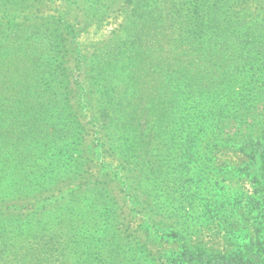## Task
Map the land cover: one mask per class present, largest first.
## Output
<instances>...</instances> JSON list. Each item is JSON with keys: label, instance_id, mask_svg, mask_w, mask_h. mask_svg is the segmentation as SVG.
<instances>
[{"label": "trees", "instance_id": "obj_1", "mask_svg": "<svg viewBox=\"0 0 264 264\" xmlns=\"http://www.w3.org/2000/svg\"><path fill=\"white\" fill-rule=\"evenodd\" d=\"M58 1L0 0V264H70V255L98 247L120 256L113 229L135 217L144 220L140 236L147 232L154 239L165 229L171 238L181 233L159 206L157 193L170 175L189 173L186 162L200 138L178 129H189L190 116L177 118L179 124L151 120L152 111L143 107L146 94L130 93L128 107L124 94L111 95L107 88L116 68L96 58L88 72L94 58L79 41L104 16L98 6L88 14L74 11L71 2L61 8ZM48 48L59 57L57 64L47 58ZM67 59L84 68L80 78ZM180 135L175 155L181 162L159 154V140L174 146ZM257 142L249 171L261 188L259 201L250 199L255 211L264 209V135ZM164 160L170 164L166 173ZM256 216L262 233L240 251L207 259L186 242L184 261L264 264V210ZM97 221L105 232L86 234Z\"/></svg>", "mask_w": 264, "mask_h": 264}, {"label": "rangeland", "instance_id": "obj_2", "mask_svg": "<svg viewBox=\"0 0 264 264\" xmlns=\"http://www.w3.org/2000/svg\"><path fill=\"white\" fill-rule=\"evenodd\" d=\"M58 2L61 8L74 3V11L88 14L98 6L104 16L79 41L94 58L88 72L96 58H107L116 68L107 88L111 95L124 94L122 103L128 107L130 93L146 94L143 107L152 111L151 120L179 124L189 115V129L178 131L200 138L186 162L188 175H170L157 193L168 220L181 230L178 238L168 237L169 229L154 239L147 232L140 236L144 220L126 219L123 228L113 229L120 256L98 247L70 255L67 263L205 264L185 262L182 246L187 242L195 253L211 259L240 251L250 237L257 238L262 226L256 213L264 209H252L250 199L259 201L261 188L249 171L251 151L264 135V0ZM121 11L127 16L124 28ZM48 49L47 58L57 64L59 57ZM66 62L80 78L84 68ZM182 135L174 146L167 138L159 140V154L181 162L175 148L181 146ZM161 165L166 173L170 164L164 160ZM102 223L85 226L86 234L104 233Z\"/></svg>", "mask_w": 264, "mask_h": 264}]
</instances>
